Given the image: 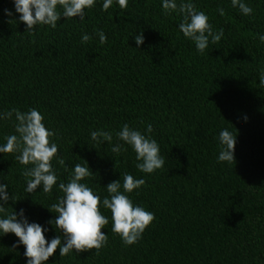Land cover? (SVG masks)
<instances>
[{"label":"trees","instance_id":"obj_1","mask_svg":"<svg viewBox=\"0 0 264 264\" xmlns=\"http://www.w3.org/2000/svg\"><path fill=\"white\" fill-rule=\"evenodd\" d=\"M191 2L214 31L223 29L204 54L178 31L177 13L164 15L161 0H128L125 9L107 11L98 0L83 21L61 17L55 29L40 26L31 34L11 0H0V112L35 108L44 116L65 162L52 161L57 183L85 161L93 175L82 182L104 198V187L128 173L145 180L130 194L133 203L154 215L134 245L122 244L109 219L98 252L59 257L57 249L46 264H264V43L258 39L264 0H244L250 16L230 0ZM97 30L106 36L103 45ZM84 33L91 39L81 44ZM138 33L139 47L132 38ZM125 123L141 132L152 124L165 158L160 170L141 173L126 145L115 155L111 144L90 140L99 129L118 143L115 132ZM14 125V115L0 120V144L16 134ZM221 129L236 135L233 164L216 162ZM25 167L15 154H0V183L11 195L5 209H23L30 223L48 226L51 205L63 194L55 185L48 194L39 187L25 194ZM48 227L46 241L57 235ZM16 239L0 236V264H24L23 246L12 247Z\"/></svg>","mask_w":264,"mask_h":264},{"label":"clouds","instance_id":"obj_2","mask_svg":"<svg viewBox=\"0 0 264 264\" xmlns=\"http://www.w3.org/2000/svg\"><path fill=\"white\" fill-rule=\"evenodd\" d=\"M97 2L98 0H11L14 12L19 14L18 21L25 25V31L30 34L40 26L55 29L61 17L64 20L78 17L79 21H83L85 12L92 9ZM230 2L241 15H252L253 9L244 0ZM113 5L123 10L127 7L128 0H102L101 11H107ZM161 8L164 15L177 13L180 16L178 31L194 45L197 54H204L209 43L215 44L223 36V29L214 31L208 22V16L203 11H198L191 0H161ZM217 12L221 16L224 15L223 8H218ZM4 14L12 15L7 9ZM94 35L98 37L101 45L106 42L102 30L95 31ZM132 38L137 47L143 43V36L139 33ZM90 39L87 33L82 34L81 44ZM258 39L264 43V34L259 35ZM259 81L264 85V71L260 72ZM13 115L16 134L7 136L5 142L0 144V154L13 153L19 164L30 166L25 167L22 173L25 177L24 193L33 194L39 187V191L48 194L55 185L63 194L51 205L53 211L46 208L55 213V218L46 224L53 227L57 233L46 241L48 226L30 223L23 209L18 212L12 210L10 213L6 211L5 205L11 195L6 191L8 185L0 183V236L11 233L17 238L12 247L23 246L24 264H46L57 249L59 257L88 250L98 252L107 243V235L101 229L109 223V219L112 233L120 238L125 247L134 245L141 239L145 229L154 220V215L142 206L134 204L130 194L144 185L143 178L137 179L124 173L122 183L119 179L108 183L104 187L108 195L101 198L92 187L82 182L93 175L83 160V164L76 163L72 166L66 183H57L52 161L55 159L61 165H65V162L58 155L57 144L50 140L54 132L46 128L44 116L35 108L25 112L10 109L0 112V120L9 119ZM152 132L151 123L144 125L143 132L125 123L115 132L116 140L122 143H113L112 133L99 129L90 131L89 137L94 145L105 142L111 144L110 150L115 155L126 151V145L135 155L136 169L144 174H152L165 164V158L160 154V147L152 138ZM235 139L236 135L227 129L218 132L217 163H234ZM101 209L108 210L110 217L103 215Z\"/></svg>","mask_w":264,"mask_h":264}]
</instances>
